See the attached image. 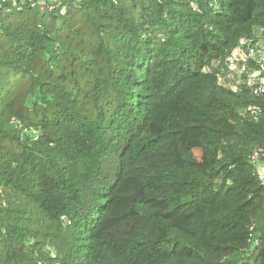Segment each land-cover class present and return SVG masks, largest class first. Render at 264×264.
I'll return each mask as SVG.
<instances>
[{
	"label": "trees",
	"instance_id": "1",
	"mask_svg": "<svg viewBox=\"0 0 264 264\" xmlns=\"http://www.w3.org/2000/svg\"><path fill=\"white\" fill-rule=\"evenodd\" d=\"M2 1L0 264H264V0Z\"/></svg>",
	"mask_w": 264,
	"mask_h": 264
},
{
	"label": "built area",
	"instance_id": "2",
	"mask_svg": "<svg viewBox=\"0 0 264 264\" xmlns=\"http://www.w3.org/2000/svg\"><path fill=\"white\" fill-rule=\"evenodd\" d=\"M2 2H6L3 0ZM20 0H10L14 6ZM57 1H49L47 5L45 0L32 3L31 7H39L41 11L54 10V4ZM217 83L224 89L237 92L239 90H248L254 96L264 95V36L258 34L256 38L241 40L223 62H217L215 65ZM206 72H211L209 69ZM247 115L250 119L257 121L259 109L249 107ZM264 157V149H254L251 155V162L256 166L258 179L264 188V165L261 162ZM257 245V241L254 242Z\"/></svg>",
	"mask_w": 264,
	"mask_h": 264
}]
</instances>
